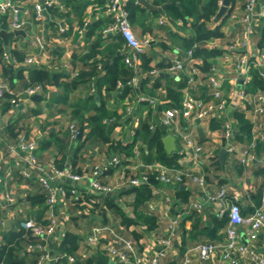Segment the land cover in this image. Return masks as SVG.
<instances>
[{"label": "crops", "instance_id": "1", "mask_svg": "<svg viewBox=\"0 0 264 264\" xmlns=\"http://www.w3.org/2000/svg\"><path fill=\"white\" fill-rule=\"evenodd\" d=\"M38 1L41 0H14L27 22V27L24 29L26 35L12 36L7 45L0 37L5 49L11 53L17 52L23 57L19 59L17 55L12 53L20 62L29 55H39L40 58V63L37 65L28 67L13 65L15 69L22 71L23 77L15 79L13 85L10 86L9 81L3 75L4 60L3 55H0V82L8 85L5 94L8 92L15 98L28 88L30 73L34 67L45 68L51 72H58L63 69L64 75L61 82L69 83L80 72H90L95 60H97V70L101 75L105 74L106 68L111 65L114 58L128 52V47L124 44L119 51L109 57L104 50L111 39L104 38L98 47L101 52L96 55V58L84 59L90 52L91 42L98 37L101 27L106 25L107 20L111 21L106 12L108 1L104 3V0H72L73 4L65 9L66 13L63 15H58L54 10L47 8L45 19L42 21H38L35 17L34 4ZM134 1L139 3L137 0ZM147 1L155 8H148L139 3L146 7L147 15L143 18V25L134 24L131 27L140 39L149 40V45L142 55H147L150 58L149 66L151 69L156 68L159 71L157 75H152L150 81L146 82L145 88L152 89L153 80L157 79L159 75L162 76L157 88L151 90L155 93L154 97L157 98L156 109L151 106L153 111L150 110L148 105L139 100L142 91L138 92L135 89L131 90L125 98H121L122 96L118 92H114L112 96H107L105 88H103V98L97 95L95 104L100 105L103 99L107 102L109 110L121 117V124L115 128L113 138L123 144L133 140L135 129L151 112L152 120L155 122L152 124H160L167 131L163 143L166 136H174L173 149L168 151L165 143L164 148L169 156L176 155V162L169 164L159 160L146 162L142 155V149L147 153L148 148L142 141L135 145L133 153L130 155L110 151L108 144L91 147L85 154V161L80 162L75 168L72 167L76 173L84 175L83 179L79 182L64 180L62 182L67 186L77 185L84 194L83 201L78 204L69 202L67 205L59 202L56 205V210L59 219L65 220L69 224L65 234L71 231L78 235L79 246L73 255L80 264H91L92 262L89 260L95 256L96 249L91 250V247L85 242V236L94 227L109 226L118 234L132 239L139 254L149 256L160 249L157 242L161 236L165 235L169 218L177 215H181L180 225L176 230L172 247L168 250L167 255L161 259L160 264H180L188 256H190V260L187 264H218L222 255L221 247H218L211 259L204 262H201L196 254L191 251L197 243L214 242L221 244L225 238L226 224L221 227L217 226V220L222 218L219 217L216 206L207 200V194L215 193L221 188H226L229 194H239L245 214L253 213L264 204V176L258 174L259 170L264 167L262 164L264 148L259 147L255 152V157L248 164L244 165L240 161L244 147L252 139L253 124L256 121L252 104L253 93H248V97L244 100L231 103L222 114H214L206 119L195 120L193 113L185 114L182 112L176 117V126L169 127L162 124L161 119L165 110L176 107L169 105L168 86L175 87L180 81L187 79V85L182 89L184 95L189 92L197 99L204 101L212 99L207 79L210 69L208 71L201 69L203 66L201 57L193 55L192 58H189L187 50L182 48L178 50L181 38L194 36L193 17L170 20L166 14V3L155 4L153 0ZM235 1L233 5L231 3L228 12L225 14L227 16L221 28L223 35L214 37L200 45V47L217 51V54L208 60L211 62V66L216 68L223 83L225 95L229 94L230 90L235 87H245V84L251 80V68H261V58L264 54L263 26L255 28L252 41L248 47L243 48L240 45L241 17L245 0ZM1 2L2 0H0V4ZM262 3L264 0H259V6ZM178 5L180 4L178 3ZM160 19H163L164 23L161 24ZM221 19L209 21L207 23L208 28H214ZM97 21H101L103 24L96 29L92 39L87 38V31ZM2 29L5 28L0 22V30ZM5 30L12 31L11 28ZM37 35H42L46 43L45 49L40 52L35 42ZM142 55L138 68L134 69L135 76L139 78L136 88L140 86L143 77L146 78L147 75H151L149 70H143ZM242 58L247 59V72L240 70L238 66ZM177 59L186 62L191 59V63L198 67L199 71L195 76L196 83L194 85L188 84L186 70H177L176 72L169 70L172 61ZM107 60H111L109 64H107ZM93 87L95 90L92 89ZM96 91L95 78L93 77L90 81L86 80L85 83H81L70 91L65 102L61 101L64 93L63 87L52 84L48 85L43 93L23 94L18 105L10 104L7 106V100L3 98L4 96L0 97V109L2 111L0 148L5 156L0 161V244L5 243L13 231L24 230L20 226L22 220L28 218L44 220L47 204L46 199L43 203H39L38 200L39 197L45 195L38 176H47L51 164L55 165L58 162H63L64 158L67 159L72 144L69 125L71 123L78 124L74 112L75 110H82L85 117L94 114V102L89 99V96L95 94ZM40 95L41 99L37 100V96ZM234 109L243 112L252 124L250 137L245 136L244 139H240L237 136V119L233 113ZM226 121H230L233 126V136L230 139H226L224 135V123ZM81 128L83 129V138L89 128ZM51 133H54V138H61L64 143L63 147L56 145L53 140L49 146L43 147L44 140H49ZM21 135L37 142L39 147L38 158L45 168L44 171L33 173L29 178L21 175L20 168L16 166L20 155L17 151L11 150L12 147L16 148ZM187 137H191L197 145L203 147L199 156L196 157L194 155L195 148L187 144ZM222 148H226L223 162L220 161L218 155ZM114 158L120 159L121 163L115 164ZM65 164V166L71 165L68 162ZM95 165L108 167V170L99 177V180L102 184L111 186V191L103 193L93 188L91 174ZM161 166L175 168L182 172L204 174L208 181L207 188L202 189L188 180L181 184H163L156 177L157 170ZM9 170L12 172L11 176H7ZM145 173L150 174V178L157 183L151 182L150 184L152 198L136 206L135 193L130 192L135 186L128 181L134 176ZM258 189H262L260 205H256L253 198ZM106 195L116 200L121 212L109 207ZM194 202L203 204L201 211L198 212L191 208V204ZM125 217L135 221L127 225L124 222ZM151 218H154V223L151 222L153 221L150 220ZM239 232L241 233V242L253 243L257 252L264 256V231H261L258 239L253 242L248 239L247 226H241ZM137 233L139 237L136 236ZM64 236L62 237L61 232L58 231L50 238L49 250L54 258L62 253L60 246ZM113 239V234L106 231L100 242L102 251L109 259L108 264L110 261H113V264H125L118 258L110 256L104 247ZM117 247L124 250L122 243H117ZM24 252L22 257H24L25 264H38V253L28 250ZM44 264L67 263L63 259ZM241 264H250V262L243 258Z\"/></svg>", "mask_w": 264, "mask_h": 264}, {"label": "built area", "instance_id": "2", "mask_svg": "<svg viewBox=\"0 0 264 264\" xmlns=\"http://www.w3.org/2000/svg\"><path fill=\"white\" fill-rule=\"evenodd\" d=\"M127 0H108L106 12L111 18V23L104 28V35L108 34H120L126 46L128 52L124 56L125 63L133 68H138L141 61V55L145 52L149 45L148 39H140L133 31L129 22V13L126 8ZM52 6H58L61 10H65L66 6L61 0H41L35 2L34 12L38 21L45 19V10ZM10 14V28L12 30H24L27 27L25 18L21 15L20 8L16 5L14 0H2L0 4V15ZM159 22L164 23L163 19ZM242 31L240 45L243 48L249 46L253 38V33L257 26L264 27V3L259 6V0H245L244 10L241 17ZM62 30H64L62 28ZM36 46L39 52L45 49V39L42 35L35 36ZM234 47V46H231ZM178 50H181L178 47ZM194 49H188L187 55L192 58L194 55ZM3 60L7 64L23 65L24 67L37 65L40 63L39 55H29L22 62L12 53L4 49ZM247 59L242 58L239 62L240 70L247 72ZM171 72L177 70H186L188 77V84L190 86L196 83L195 76L199 69L195 64L191 63V59L186 62L182 60H173L169 66ZM158 69L153 68L150 71L151 75H157ZM260 74L264 79V54L261 58ZM208 82L211 90L212 99L204 101L203 99H197L189 92L185 93L184 98L180 106L166 109L164 116L161 119L162 124L173 127L175 125L176 117L182 112L185 114L193 113L194 119L202 120L213 116L214 114H222L227 110L231 103L237 100H244L248 97V93L245 87H235L230 90L229 94H224L223 83L221 82L216 68L212 67L208 74ZM139 78L134 76L129 82V85H136ZM123 86L121 82L118 83V87ZM95 90V88H92ZM8 90V85L4 82H0V97L4 96ZM45 91L42 84H35L29 86L17 97L11 100L12 104L18 105L23 94L35 95ZM139 100L147 102L154 109H156L157 98L142 94L139 96ZM253 111L256 115V121L253 124V133L251 141L244 147L240 161L242 164H248L251 159L255 157L256 150L264 144V92L258 91L253 94L252 97ZM2 118V111L0 109V120ZM155 124H151V128H154ZM224 135L226 139H230L233 136V126L230 121L224 123ZM2 126L0 125V133ZM70 139L76 140L79 137L80 128L76 123L69 125ZM1 140V137H0ZM187 144L195 148L194 155L197 157L200 155L203 147L197 145L191 137H187ZM38 144L35 140L29 139L24 135L19 137L16 148L12 147V151H17L20 155L16 166L20 168V173L23 177L29 178L33 173L38 171H44L45 168L41 165L38 158ZM264 153V151H263ZM5 158L3 151L0 148V161ZM115 164H120V159H113ZM22 163V164H21ZM264 166V159L262 162ZM108 170L105 165H95L92 169L91 182L96 191L109 192L112 190L111 186L102 184L99 177ZM12 172L9 170L7 176H11ZM38 176V175H37ZM84 175L76 173L71 165L59 168L54 164L50 165L47 176L40 175L38 180L46 195L47 211L44 220H37L35 218H28L22 220L20 226L30 232V234L37 239L36 242H31L27 245V249L30 252L38 253V264H44L46 262L66 260L67 264H78L75 255L67 253H59L54 258L49 250L50 238L53 237L58 231L61 232L62 237L65 234L69 224L67 221L59 219L56 205L62 202L67 205L69 202L78 204L83 201L84 194L81 189L71 184L67 186L63 184L64 181L79 182L83 179ZM157 179L163 184H181L186 180L192 184L200 186L202 189L207 188V178L204 174H194L190 172H182L175 168L161 166L157 170ZM150 175L148 173L134 176L129 179L128 183L133 186H141L149 183ZM169 200V198H167ZM207 200L212 202L216 208L219 217H228V222L225 225V238L221 244L214 242H200L193 246L191 251L196 254L201 262L207 261L212 258L218 247L222 248V255L218 261V264H241L243 258H246L250 264H264V256L257 252L256 248L251 244H245L241 242V233L239 228L241 226L248 227V239L253 242L259 237L261 231H264V204L257 208L253 213L245 214L243 212L242 204L240 201V195L237 193L229 194L226 188H221L215 193H208ZM264 202V198H263ZM203 204L194 202L191 204V208L196 209L198 212L202 210ZM181 222V215L171 217L168 220L165 235L161 236L158 240L160 249L152 255H141L135 249V245L132 239L126 238L109 226H96L86 236L85 242L91 247V250L97 249L100 245L101 238L106 231L113 234L114 239L106 243L104 246L106 251L113 258H118L125 264H160V261L168 253V250L173 245L174 236L176 230ZM61 237V239H63ZM117 243H122L124 250L117 247ZM188 256L182 263L187 264L190 260Z\"/></svg>", "mask_w": 264, "mask_h": 264}, {"label": "trees", "instance_id": "3", "mask_svg": "<svg viewBox=\"0 0 264 264\" xmlns=\"http://www.w3.org/2000/svg\"><path fill=\"white\" fill-rule=\"evenodd\" d=\"M108 0H104L106 3ZM155 4H163L166 3V14L170 20L175 21L177 18L186 19L188 16L193 17L192 26L194 28V36L190 38H181L179 47L185 50L193 48L194 56L201 57L203 59V66L201 69L204 71H211L212 64L209 62V58L217 54L216 50L208 49L205 47H200L206 41L214 38L220 37L223 35L221 31L222 25L225 22V15L220 23L216 25L214 28H208L207 23L212 21L215 18L216 13L218 12L221 6V0H153ZM235 0H232V5L235 3ZM66 8L73 4L72 0H67L63 2ZM178 3L180 5H178ZM127 11L129 13V22L131 25L139 24L143 25L145 16L147 15V9L145 6L136 3L134 0H128L126 5ZM49 9L54 10L58 15H63L66 13L65 10H61L58 6L49 7ZM10 15L6 14L1 16L0 22L3 28H10ZM110 18V17H109ZM112 21V20H111ZM110 20L106 21V25L101 27L103 22L97 21L93 23V25L87 31V38L92 39L94 32L97 28H100V33L98 37L91 42L90 52L84 57V59L96 58V55L101 52L99 50V46L101 41L104 38L111 39L105 48V53L111 57L117 51H119L125 41L123 37L116 34H108L104 35V28L107 27L110 23ZM199 48L197 49V47ZM5 46L2 43L0 38V55L3 54ZM17 55L19 59H22L17 52H12ZM123 54L117 56L113 59L111 65L106 68L105 74L101 75L97 70V60H95L92 64L90 72H80L78 76H76L71 82L63 83L61 82V78L64 75L63 69L58 72H51L45 68H37L34 67L31 71L30 81L28 83L29 86H33L35 84H42L44 88L48 85H57L61 86L64 89L63 96L61 97V101L65 102L68 98L70 91L74 88L78 87L81 83H85L86 80H91L93 77L95 78L97 91L95 94L90 95L89 99L94 102L95 112L88 117H85L84 111L75 110L74 115L75 118L78 119V127L89 128V131L85 134L83 138H77L76 140H71L72 144L68 151L67 159L64 158L63 162H58L55 164L59 168L65 167V162H68L75 168L80 162L85 161V154L91 149V147L100 146L102 144H108L109 150L125 153L130 155L133 153L135 145L142 141L147 145L148 152L145 153L144 149H142V155L146 162H153L155 160H159L162 163H174L176 162V155L169 156V154L165 151L163 138L167 134L160 124H155L154 128H151V124L155 123L152 120V114H148L144 120L141 121L139 127L135 129L134 138L130 143L123 144L120 141H116L113 138V133L115 128L121 124V117L109 110L107 107V102L102 99L100 105L95 104V99L97 95H102V89L105 88L107 96H112L114 92H118L121 94V98H125L131 90L135 89L140 94H146L150 96H155V93L151 90L157 88L159 84V80L162 78L161 75L158 76L157 79L153 80L152 89L145 88L146 82L150 81L152 75H147L146 78L143 77L140 83V86L136 88V85H129L128 82L135 76V71L133 68H130L124 61ZM143 59V70L151 71V67L149 66L150 58L147 55H142ZM211 67V68H210ZM251 80H249L245 84V89L247 93H257L258 91L264 92V79L260 74V69L252 67L250 70ZM4 77L9 81V85L12 86L15 79L19 77H23L22 71L20 69H15L12 64H7L4 62ZM188 78V77H187ZM121 82L123 86L118 87V83ZM187 85V79L180 81L178 85H174L175 87H167V93L170 97V106H180L182 100L184 98V94L182 89ZM139 89V90H138ZM14 95L10 93H6L3 98H5L7 106L12 104L11 99ZM41 99V95L37 96V100ZM144 104L149 106V109L153 111L151 105L147 102ZM234 115L237 119L236 130L238 131L237 136L240 139H244V137L251 136L252 124L245 117V114L237 109H234ZM55 141V144L60 146H64L61 138H54V133H51V138L48 140H44L43 147L45 148L49 146L51 141ZM121 162V160H120ZM124 163V162H123ZM219 164V163H217ZM112 170V168H110ZM259 175L264 176V167L261 168L258 172ZM150 175V174H149ZM150 182L143 184L141 186H135L130 190V192H134L136 199L135 205L139 206L141 203L145 202L147 199L152 198V192L150 188ZM179 188V187H178ZM180 191V190H178ZM262 189H258L254 193V201L256 205L261 204L262 199ZM45 195L38 198L39 203L45 202ZM106 201L109 207L114 208L116 211L121 212L120 206L117 204L116 200L112 199L111 196L106 195ZM150 220L154 223V218ZM135 220L129 219L125 217L124 222L129 225ZM228 222V217L225 216L221 220H217V226L221 227ZM139 237V234H136ZM64 240L61 243V251L62 253L67 254H75L78 249V235L74 232H67L64 236ZM37 239L33 237L30 232L19 230L13 231L12 235L5 241V243L0 244V264H25V260L23 254L27 249V245L31 242H36ZM94 258L90 259L89 262L91 264H108L109 259L102 251L101 246L99 245L94 253ZM78 262V261H77ZM78 264H80L78 262Z\"/></svg>", "mask_w": 264, "mask_h": 264}, {"label": "water", "instance_id": "4", "mask_svg": "<svg viewBox=\"0 0 264 264\" xmlns=\"http://www.w3.org/2000/svg\"><path fill=\"white\" fill-rule=\"evenodd\" d=\"M137 1L139 3L145 5L148 8H155L147 0H137ZM231 2H232V0H222L221 1V6H220L218 12L215 15V18H214L215 21H219L228 12V9L231 6ZM20 35H26V32L24 30H12L10 32H8L5 29L0 30V37L4 40L6 45L9 43V38H11L12 36H20ZM110 61L111 60H107V64H109ZM82 136H83V129L80 128L79 138H82ZM174 139L175 138H174L173 135H168L164 139V143H165V146H166L168 151H171L173 149V141H174ZM262 148H264V144H263ZM218 155H219L220 161L223 162L224 161V157L226 155V148H222L219 151ZM91 158H92V156L90 157V159ZM151 182H156L157 183V181H155L153 179H150V183ZM110 264H113V261H110Z\"/></svg>", "mask_w": 264, "mask_h": 264}]
</instances>
